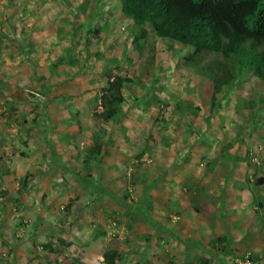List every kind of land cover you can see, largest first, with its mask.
<instances>
[{
	"label": "rangeland",
	"instance_id": "374dc122",
	"mask_svg": "<svg viewBox=\"0 0 264 264\" xmlns=\"http://www.w3.org/2000/svg\"><path fill=\"white\" fill-rule=\"evenodd\" d=\"M143 29L120 0H0V264H264V82L243 70L212 102L220 58Z\"/></svg>",
	"mask_w": 264,
	"mask_h": 264
},
{
	"label": "trees",
	"instance_id": "16d2710c",
	"mask_svg": "<svg viewBox=\"0 0 264 264\" xmlns=\"http://www.w3.org/2000/svg\"><path fill=\"white\" fill-rule=\"evenodd\" d=\"M120 8L140 32L149 25L156 38L192 48L187 62L203 53L220 58L202 67L212 84V102L236 82L243 70L264 82V0H120ZM126 82L121 76L108 78L99 98V119L114 121L123 114L121 91ZM98 148L96 142L88 149L94 160ZM263 181L260 177L256 184ZM256 204L264 222V205ZM227 240L229 237L216 238L219 243ZM117 255V251L104 254L105 264H115Z\"/></svg>",
	"mask_w": 264,
	"mask_h": 264
},
{
	"label": "crops",
	"instance_id": "0c3cea01",
	"mask_svg": "<svg viewBox=\"0 0 264 264\" xmlns=\"http://www.w3.org/2000/svg\"><path fill=\"white\" fill-rule=\"evenodd\" d=\"M122 94H124V93L122 92ZM123 126L125 128V130H124L125 132H123V134H122V141H121L122 143H119V146H120V148L127 149L128 146H131L133 144V142H134V126L133 125H128L126 123ZM117 132H118V135L121 133V131L119 129L117 130ZM3 143H5V142H3ZM103 143L105 144V142H103ZM53 145H54V148L56 147V150L58 151L59 149L57 147V144L54 143ZM30 147H31L30 149L33 150V151H28L27 152V154L29 156H32L33 154H34V156L41 154V152L36 147H34V145L31 144ZM4 148L5 149H8L10 151V143H9L8 146H5ZM42 152H43V150H42ZM100 153L102 154L103 151L101 150ZM10 154H11V151H10ZM67 226H69V225H67ZM67 226H65L64 228L63 227H61V228L60 227H54L55 230H54L53 233H52V231H49L47 229L49 227L47 225H45V227H40V229L37 228L38 231L36 232V235H37L36 238L38 240V236L41 235L43 233V231H44L46 234L49 235V237H50L49 239L50 240H52L54 238V236H53V234H54L55 235V238H57V237L61 238L63 241H65L66 244H70L69 245V247H70L71 246V243L70 242L74 239L73 236H72V234H71L72 231H70L73 228L72 227L69 228ZM104 228H106V226ZM103 238H107V237H103ZM75 242H76V240H75ZM79 242H80V239H79ZM84 244H86V243H84ZM80 255H83V251L80 252ZM82 262H83V264H90V260H88V262H89L88 263L87 260L82 259Z\"/></svg>",
	"mask_w": 264,
	"mask_h": 264
}]
</instances>
